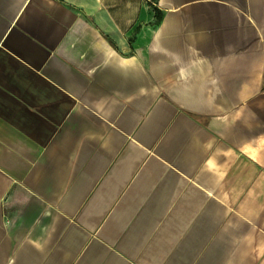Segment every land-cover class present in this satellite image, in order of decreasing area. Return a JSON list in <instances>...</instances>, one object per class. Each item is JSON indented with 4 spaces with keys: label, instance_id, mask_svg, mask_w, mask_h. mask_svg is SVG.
<instances>
[{
    "label": "crops",
    "instance_id": "0c3cea01",
    "mask_svg": "<svg viewBox=\"0 0 264 264\" xmlns=\"http://www.w3.org/2000/svg\"><path fill=\"white\" fill-rule=\"evenodd\" d=\"M0 264H264V0H0Z\"/></svg>",
    "mask_w": 264,
    "mask_h": 264
}]
</instances>
